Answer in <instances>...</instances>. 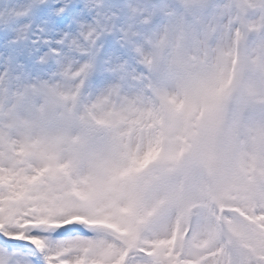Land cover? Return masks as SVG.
Listing matches in <instances>:
<instances>
[{"label":"snow or ice","instance_id":"1","mask_svg":"<svg viewBox=\"0 0 264 264\" xmlns=\"http://www.w3.org/2000/svg\"><path fill=\"white\" fill-rule=\"evenodd\" d=\"M0 264H264V0H0Z\"/></svg>","mask_w":264,"mask_h":264}]
</instances>
